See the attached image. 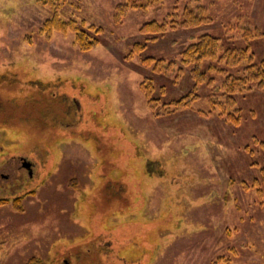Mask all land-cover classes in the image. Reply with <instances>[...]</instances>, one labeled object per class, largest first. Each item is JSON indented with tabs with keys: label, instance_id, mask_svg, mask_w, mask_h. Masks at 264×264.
<instances>
[{
	"label": "rangeland",
	"instance_id": "374dc122",
	"mask_svg": "<svg viewBox=\"0 0 264 264\" xmlns=\"http://www.w3.org/2000/svg\"><path fill=\"white\" fill-rule=\"evenodd\" d=\"M123 3L135 6L117 19ZM56 6L79 29L101 27L98 44L82 51L74 32L42 31ZM197 7L208 22L155 40L140 30ZM203 33L261 58L264 0H0V198L26 194L22 211L0 205V264H264V91L235 94L237 125L199 112L213 90L222 97L214 86L163 114L193 88L189 67L175 77L143 61L178 66ZM134 43L145 48L133 53ZM31 81L50 83L37 94L44 124Z\"/></svg>",
	"mask_w": 264,
	"mask_h": 264
},
{
	"label": "trees",
	"instance_id": "16d2710c",
	"mask_svg": "<svg viewBox=\"0 0 264 264\" xmlns=\"http://www.w3.org/2000/svg\"><path fill=\"white\" fill-rule=\"evenodd\" d=\"M144 1L151 2L152 0ZM132 6L135 5H129L128 3L118 5L116 18H120L119 14H123L126 9ZM57 7L58 6L54 7L51 18L44 22L42 31H46L49 35L53 31H72L74 32L75 43L82 51L91 50L98 44V40L95 36H93V33H95V35L101 33V27L91 24L84 27V29H79V27L75 26L76 23L74 24L73 20H61L57 15ZM209 20L210 19H208V17L204 14V10L201 7H197L196 10L184 8L180 14L168 13L161 21L153 20L143 23L140 27V30L142 33L150 36L148 39L155 40L158 36L164 34L169 29L173 30L178 28L195 27L202 23L208 22ZM246 39L249 41L250 38L247 37ZM144 48L145 44L134 43L131 52L139 53ZM143 61H145L148 65L153 64V70L159 73H167L172 69V67H174L175 77L179 76L183 72L184 67H189L190 76L194 81L193 88H191L184 95L162 104L160 113L163 114H171L186 108H190L193 102L198 100L201 96L198 93L199 86L204 85V87H211V89L214 86L215 89L217 88V90H221L220 96L222 97L219 98V95H217L218 92L212 89L213 93L206 96L209 103V108L207 110H199V112L204 115L216 113L218 116L224 117V119L230 124L237 125L240 121V115L239 109L234 107L235 94L250 92L254 89L264 91V55L259 59H255L254 53L251 51L249 44L242 48L224 47L217 36L209 33L198 35L194 42L190 43L179 52L178 61L180 62V65L178 66H174L172 61H166L162 58H154L150 56L145 57ZM216 76L222 78L221 83L218 85H214L216 82ZM5 79V76H0L1 82H3ZM10 80L11 82H9V84H16L19 82L16 78H11ZM150 80L151 79L148 77L144 78L141 83V88L144 90L147 100L151 106L156 107L159 101L156 98H153V88ZM28 84L31 86L30 90L32 91H27V93H29L30 96L36 95L37 98L35 96V101L39 102H35L36 108L39 109V115H35L33 117L38 118L40 123L44 124L46 120L45 117H43V110H45L44 102L41 101V104L39 101L41 96L37 94L41 92L43 88L49 86L50 83L31 81L28 82ZM41 95H43V93H41ZM47 97L48 98H46V100L49 99V104H52L51 100L54 97L53 93L49 94ZM15 98L20 99L21 97L15 96ZM2 100L9 103V100L6 98ZM15 101L16 99L14 102ZM1 110L2 105L0 102V111ZM46 124L49 125L50 123L46 122ZM24 196H26V194L18 195L11 199L2 197L0 198V205L11 202L15 210L22 211L23 207L20 203ZM1 249L2 246L0 243V251ZM219 258L223 257L221 256ZM41 263H43V260L39 257H30L27 261V264Z\"/></svg>",
	"mask_w": 264,
	"mask_h": 264
},
{
	"label": "flooded vegetation",
	"instance_id": "af4514ba",
	"mask_svg": "<svg viewBox=\"0 0 264 264\" xmlns=\"http://www.w3.org/2000/svg\"><path fill=\"white\" fill-rule=\"evenodd\" d=\"M19 160H20V165L22 166V168L25 169V171L28 172L29 175H31L33 163L22 155H19ZM23 162H29V166L28 167L23 166Z\"/></svg>",
	"mask_w": 264,
	"mask_h": 264
},
{
	"label": "water",
	"instance_id": "95a60500",
	"mask_svg": "<svg viewBox=\"0 0 264 264\" xmlns=\"http://www.w3.org/2000/svg\"><path fill=\"white\" fill-rule=\"evenodd\" d=\"M23 166L28 167L29 166V162H23Z\"/></svg>",
	"mask_w": 264,
	"mask_h": 264
}]
</instances>
